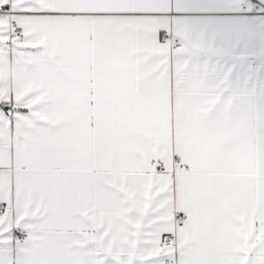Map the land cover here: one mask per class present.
<instances>
[{"label":"snow or ice","instance_id":"1","mask_svg":"<svg viewBox=\"0 0 264 264\" xmlns=\"http://www.w3.org/2000/svg\"><path fill=\"white\" fill-rule=\"evenodd\" d=\"M0 264H264V0H0Z\"/></svg>","mask_w":264,"mask_h":264}]
</instances>
